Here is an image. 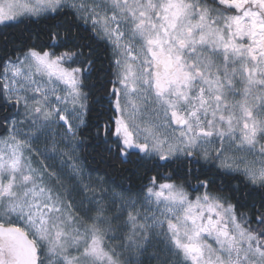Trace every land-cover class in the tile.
I'll return each mask as SVG.
<instances>
[{
    "label": "snow or ice",
    "instance_id": "1",
    "mask_svg": "<svg viewBox=\"0 0 264 264\" xmlns=\"http://www.w3.org/2000/svg\"><path fill=\"white\" fill-rule=\"evenodd\" d=\"M0 38V264H264V0H0Z\"/></svg>",
    "mask_w": 264,
    "mask_h": 264
},
{
    "label": "trees",
    "instance_id": "2",
    "mask_svg": "<svg viewBox=\"0 0 264 264\" xmlns=\"http://www.w3.org/2000/svg\"><path fill=\"white\" fill-rule=\"evenodd\" d=\"M3 32H4V35L8 37L10 47L12 46L13 42L19 39H25L26 36L28 35V33L24 31L23 26H21L20 28L4 29ZM2 43H3V39L0 38V44ZM95 115L96 113L94 112L93 116ZM98 159L99 158H97L96 161L90 160L89 163L92 167H99L101 168V170H103V165L97 163ZM109 171L111 173V170ZM111 174L113 175L114 179L116 180L118 184L126 186L127 184L131 183V180L129 179V175H121L119 173H111Z\"/></svg>",
    "mask_w": 264,
    "mask_h": 264
}]
</instances>
